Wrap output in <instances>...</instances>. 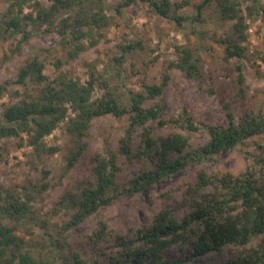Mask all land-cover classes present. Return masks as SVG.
Instances as JSON below:
<instances>
[{"label": "trees", "instance_id": "trees-1", "mask_svg": "<svg viewBox=\"0 0 264 264\" xmlns=\"http://www.w3.org/2000/svg\"><path fill=\"white\" fill-rule=\"evenodd\" d=\"M135 1L146 2L152 12L174 20L177 25L191 17L177 13L179 8L188 4L184 0L174 3L170 0H123L115 6V14L121 16L122 7ZM209 1L197 3L198 15ZM214 1L221 19L232 22L228 33L216 41L223 45L224 60H237L234 103L222 105L221 121L196 122L183 99H180L177 116L167 120L159 118L161 104L155 101L145 105L147 99H155L162 93L170 79L171 68L200 80L199 61L193 59L192 49L184 46L176 47L178 56L168 62L160 82L144 83L141 90L130 88L125 91H120L117 85L110 87L108 78L96 75L93 70L89 71L86 80L80 82L61 68L60 58L52 62L51 76L44 72V60L38 52L29 55L19 67L10 81L17 87L11 91L8 101L0 102V140L13 137L18 140L17 146H30L37 153L45 149L44 138L62 123L63 130L79 145L76 153L65 157L68 169L77 166L84 143L90 137L93 118L105 114L119 119L125 117L117 146L112 148L108 139L103 137L100 149L92 155V165L88 167L82 163L88 175L68 188L58 203L71 214L61 223V230L78 226L85 217L109 206L120 195L144 192L168 174L197 164L194 185L191 182L182 192L186 206L183 215L175 217L168 206L150 210V221L138 227L132 238L109 229L97 218L91 233L78 241V249H73L63 237L50 239L48 245L42 244L41 249L34 251L25 245L16 229L34 213L33 192H42L49 183L29 178L31 189L23 193L13 192L0 183V264H195V258L204 252L230 246L227 264H264V145H255L252 163L238 173L208 171L201 166L222 149L247 144L251 138L264 133V113L256 111L249 99L245 100V78L240 63L247 56L243 45L248 37L247 20L261 15L264 23V2ZM172 4L174 9H171ZM25 5L32 7L30 11H24ZM104 8L103 0H51L47 6L37 0L32 3L30 0H9L0 12V42L15 41L8 48L14 54L31 36L56 32L68 62L84 48L83 39L88 40L90 46L97 44L102 30L115 20L114 15L106 13ZM198 18L197 14L193 17L194 20ZM199 36L197 34V38ZM141 46L140 40L120 45L122 53L116 57L117 62L123 60L124 52ZM259 57L264 62V43ZM5 84L9 83H0V98L7 90ZM96 89L101 92L94 97ZM207 91L214 92L213 89ZM155 119L157 124H170L172 128L168 134L155 133L152 123ZM178 127L182 130L179 131ZM199 128L207 131L206 141L185 150L189 136ZM135 132L139 135V142L133 147L131 139ZM49 150H57V147H49ZM141 155L155 159L153 167L119 183V156L131 161ZM42 174L41 179H44L48 171L42 170ZM108 239H112L115 246L109 250L101 249V244ZM175 243L180 249L184 244L191 245V253L163 256V251ZM64 246L67 252L60 253ZM80 248H87L89 254L98 256L84 259Z\"/></svg>", "mask_w": 264, "mask_h": 264}, {"label": "rangeland", "instance_id": "rangeland-1", "mask_svg": "<svg viewBox=\"0 0 264 264\" xmlns=\"http://www.w3.org/2000/svg\"><path fill=\"white\" fill-rule=\"evenodd\" d=\"M8 1L0 0V12L5 9ZM34 1L30 0V3ZM37 1L44 6L51 2V0ZM122 1L103 0L106 13L114 15L115 20L102 30V37L97 44L90 46L88 40L83 39L84 48L76 58L68 62L65 50L58 43L60 36L56 32L31 36L29 41L14 54H11L8 48L12 47L15 41L9 39L0 42V83L5 81L9 83L5 84L7 90L1 96L0 102L8 101L11 91L17 87L10 81L14 79L19 67L29 55L38 52L44 60V72L49 75L54 70L52 62L60 58L61 68L80 82L86 80L89 71L93 70L96 75L107 77L110 87L117 85L120 91H125L130 88L141 90L144 83L160 82L168 62L174 61L178 56L176 47L184 46L192 49L193 59L199 61L202 72L200 80L189 78L180 70L171 68L170 79L162 93L155 99H147L145 105L148 106L155 101L161 104L159 118L167 120L177 116L180 99H183L196 122L221 121L224 114L222 105L226 102L234 103L232 95L237 89L234 85L236 77L234 67L237 60L234 58L224 60L223 45L216 41L228 33L232 24L231 21L221 19L216 2L210 0L198 15L196 5L202 0H184L188 4L179 8L177 13L191 17L181 25H177L174 20L152 12L149 5L141 1L122 7V15H116L115 6ZM170 1L174 3L183 0ZM260 1L264 2V0ZM31 8L25 5L24 11H30ZM171 9H174L173 4ZM196 14L199 18L194 20ZM247 23L248 37L247 41L243 42L247 56L240 61L245 78V100L249 99L256 111L264 113V62L259 57V51L262 50L264 43V23L261 15L247 20ZM197 34H200L198 38ZM137 40L141 41L142 46L124 52L123 60L117 62L116 57L122 53L120 45ZM204 87L213 89L214 92L209 93ZM100 92L101 90L96 89L93 96H98ZM124 122V116L119 119L111 114L93 118L89 127L90 137L84 143L77 166L69 169L66 168L65 157L77 151L79 145L63 130L62 123L44 138L45 149L40 153L35 152L30 146H17L18 140L13 137L0 140V183L13 192L20 193L31 189L29 178L33 181L49 183L42 192H33L34 200L31 203L34 213L16 229V234L23 237L27 247L37 251L41 249L42 244L48 245L50 239L65 237L68 245L78 249V241L84 235L91 233L97 218L104 221L109 229L132 238L138 227L150 221V210L156 211L162 206H168L175 217L179 218L183 215L186 206L182 192L191 182L192 184L195 182L197 164L168 174L163 180L148 186L144 192L120 195L109 206L85 217L78 226L69 230L60 229L61 223L67 221L71 215L66 211V207L58 204L65 191L72 188L77 180L88 175V170L82 166V163L88 167L92 165V155L100 149L103 137L108 139L112 148L117 146ZM152 123L156 134L166 135L172 128L170 124H157V119L152 120ZM180 130L182 129L179 128ZM207 137V131L199 128L189 136L185 150L199 146ZM131 141L135 147L139 142L138 133H134ZM256 144L264 145V133L251 138L247 144L222 149L201 166L208 171L223 170L238 173L252 163V157L256 154ZM49 147H57V150H49ZM154 162L155 159L146 155L131 161L119 156L118 182L125 183L131 180L142 170L153 167ZM42 170L48 171L44 179H41ZM113 245L115 246L114 241L108 239L101 244V249L109 250ZM230 248L231 246L222 250H208L195 258V264H227ZM49 251L52 253V250ZM191 251V245L184 244L180 249L179 244L175 243L163 251V256H184ZM66 252L64 246L60 253ZM80 253L84 259L91 260L98 256V254H89L90 250L87 248H80Z\"/></svg>", "mask_w": 264, "mask_h": 264}]
</instances>
